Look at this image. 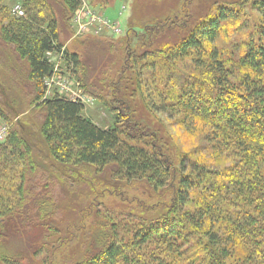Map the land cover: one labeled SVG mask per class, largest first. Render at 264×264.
<instances>
[{"label":"trees","instance_id":"trees-1","mask_svg":"<svg viewBox=\"0 0 264 264\" xmlns=\"http://www.w3.org/2000/svg\"><path fill=\"white\" fill-rule=\"evenodd\" d=\"M21 1L25 16L16 18L6 0H0V52L8 49L27 64L33 111L41 116L42 159L65 169L110 167L114 178L146 181L154 189L167 187L171 179L178 184L173 216L141 225L138 243L120 241L101 226L79 264H264V24L235 63L241 74L237 82L235 71L227 67L231 60L207 44L216 39L222 22L239 18L240 11L231 6L220 8L215 18L168 52L167 63L188 59L194 69H176L172 76L171 66L163 63L170 90H177L159 88L161 98H168L164 107L181 109L198 125L211 151L232 160L224 171L183 160L179 171L157 136L134 122L129 109L118 110L116 125L103 129L84 118L81 102L44 97V82L54 74L47 54H61L74 64L79 60L63 48L59 17L49 2ZM79 5V0H61V21L72 17ZM252 5L264 20V0H252ZM0 120L7 121L2 109ZM19 132L13 128L0 142V176L11 169L10 182L17 183L14 196L13 191L5 196L0 188V264L37 263L53 230L43 200L46 191L37 183L34 148ZM190 202L194 210L179 217ZM34 231L39 236L28 239ZM17 239L20 247L15 246ZM150 243L161 249L143 254L136 248Z\"/></svg>","mask_w":264,"mask_h":264},{"label":"rangeland","instance_id":"rangeland-1","mask_svg":"<svg viewBox=\"0 0 264 264\" xmlns=\"http://www.w3.org/2000/svg\"><path fill=\"white\" fill-rule=\"evenodd\" d=\"M47 1L59 17L63 48L76 54L79 64L65 61L58 53L47 56L54 66V77L44 82L45 98L55 95L69 100L81 98L84 118L103 129L116 125L118 110L129 109L134 122L157 136L158 144L179 171L183 160L212 171L229 168L232 160L215 155L204 134L199 133L198 125L185 118L181 109L164 107L163 101L168 98H161L159 88L167 85L169 91H177L170 90L163 63L171 66L172 76L177 74L176 69L188 73L194 66L188 59H169L171 63H167L168 52L215 18L222 7L239 10V18L222 22L216 39L207 44L231 60L227 67L235 71V63L245 52V45L256 36L260 24H264L252 0H86L91 11L121 27L120 35L103 34L102 38L78 34L72 22L74 14L61 21V0ZM6 5L16 18L14 7L20 5L24 10L21 0H6ZM4 51L0 52L3 56L0 109L7 121L0 120V127L7 126L8 134L18 128L20 135L32 144L33 158L39 164L35 172L37 183L46 191L43 200L48 202L49 224L53 227L47 246L35 264H79L101 226H107L120 241L138 243L136 234L141 225L162 215H174L171 212L178 188L176 179H171L165 188L154 189L146 181L116 179L110 167L65 169L52 160H43L46 152L38 136L41 116L33 111V83L28 80L27 64L18 60L12 51ZM240 77L235 71L234 82ZM10 171L0 176V188L5 196L10 191L15 195L17 183L10 182L14 175ZM193 208L195 205L190 202L178 216L183 217ZM38 236L34 231L27 238ZM15 242V246H21L18 239ZM136 248L144 254L145 251L152 253L158 246L150 243Z\"/></svg>","mask_w":264,"mask_h":264},{"label":"built area","instance_id":"built-area-1","mask_svg":"<svg viewBox=\"0 0 264 264\" xmlns=\"http://www.w3.org/2000/svg\"><path fill=\"white\" fill-rule=\"evenodd\" d=\"M79 7L74 13V18L72 20L74 29L77 30L78 34H92L97 37H102L103 34L108 35H120L122 33L121 27L116 23L110 22L106 17L96 14L95 12L89 9V4L86 0H79ZM14 13L18 18L24 17V10L20 5H16L14 7ZM48 57L52 56V53L47 54ZM54 77V74L51 78ZM49 79H46L47 82ZM49 84V83H48ZM46 84V85H48ZM80 100H72L83 102L81 98ZM8 135L7 126L0 127V142L4 141L6 136Z\"/></svg>","mask_w":264,"mask_h":264}]
</instances>
